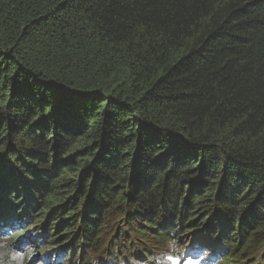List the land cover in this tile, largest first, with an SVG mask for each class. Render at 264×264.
Here are the masks:
<instances>
[{"label": "trees", "instance_id": "16d2710c", "mask_svg": "<svg viewBox=\"0 0 264 264\" xmlns=\"http://www.w3.org/2000/svg\"><path fill=\"white\" fill-rule=\"evenodd\" d=\"M3 227L63 264L183 234L264 264V0H0Z\"/></svg>", "mask_w": 264, "mask_h": 264}, {"label": "rangeland", "instance_id": "374dc122", "mask_svg": "<svg viewBox=\"0 0 264 264\" xmlns=\"http://www.w3.org/2000/svg\"><path fill=\"white\" fill-rule=\"evenodd\" d=\"M13 229H18L16 233H19V228H13ZM29 232H32L34 234V232L31 230ZM23 237L24 235L22 236V238ZM176 241L180 245L179 255L172 254V245L170 243H166L164 245H151V247L154 248V250H151L152 251L151 256H152V259H154V261L151 260L150 264H187V262L190 261L191 259L190 253L198 256L195 258V260L192 261V264H203L201 261L199 262L197 261L199 259H203L202 261H205V262H208L210 260V256L212 255L211 252L207 253L205 251L202 257H200V255L202 252H204L203 250H201L200 252H193V250H199V247L194 245V241L188 234L180 235ZM13 242L15 244H18L21 241L15 240ZM53 252L54 250H50L44 253L39 252L36 258H33L29 261V264H46L44 263V259H46L47 257H48L47 260L49 264H63L62 262H59V261H56V263L54 262L56 256L54 257V259H52V261L49 260V253L52 254ZM75 253H77V250L75 251ZM206 253L207 254L210 253V255H207ZM65 255H66V252L62 255V258H61L62 261L64 260ZM77 257L78 256H76L75 259H77ZM216 258L214 259L212 264H215ZM146 259H147V255L144 254L143 258H136V262H134L132 260H129L128 257L125 256V254H123V251H121L119 253V256H115L114 258H112L111 261L114 264H139V263L145 264Z\"/></svg>", "mask_w": 264, "mask_h": 264}, {"label": "clouds", "instance_id": "9594fccd", "mask_svg": "<svg viewBox=\"0 0 264 264\" xmlns=\"http://www.w3.org/2000/svg\"><path fill=\"white\" fill-rule=\"evenodd\" d=\"M16 231H18V229H11L9 232L0 230V264H29V261L36 258L39 254V249L44 246L43 241L37 242L33 239L24 243L22 247L17 248L13 242ZM171 245L172 254L179 255V243L173 239ZM220 262L221 258L217 257L215 264H220Z\"/></svg>", "mask_w": 264, "mask_h": 264}, {"label": "bare ground", "instance_id": "6f19581e", "mask_svg": "<svg viewBox=\"0 0 264 264\" xmlns=\"http://www.w3.org/2000/svg\"><path fill=\"white\" fill-rule=\"evenodd\" d=\"M199 250H203V251H204V252H202L201 255H200V257H202L206 250H204L203 247H202V248H199ZM58 254H59V252H54V253L52 254V256L49 257V259H50L51 257L57 256ZM206 254H207V253H206ZM47 258H48V257H47ZM47 258L44 259V263L47 262ZM56 259H57V257L55 258V261H56ZM202 260H203V259H201V262H203Z\"/></svg>", "mask_w": 264, "mask_h": 264}, {"label": "snow or ice", "instance_id": "6c2138e0", "mask_svg": "<svg viewBox=\"0 0 264 264\" xmlns=\"http://www.w3.org/2000/svg\"><path fill=\"white\" fill-rule=\"evenodd\" d=\"M187 264H192V261H188Z\"/></svg>", "mask_w": 264, "mask_h": 264}]
</instances>
